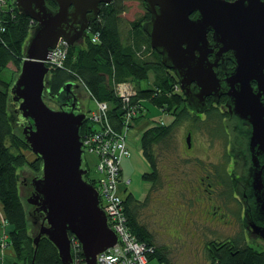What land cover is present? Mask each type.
I'll return each instance as SVG.
<instances>
[{
    "label": "water",
    "instance_id": "95a60500",
    "mask_svg": "<svg viewBox=\"0 0 264 264\" xmlns=\"http://www.w3.org/2000/svg\"><path fill=\"white\" fill-rule=\"evenodd\" d=\"M16 0L20 12L31 17L34 29L24 45L20 73L10 88L12 104L26 120L23 135L42 159L43 171L31 180L28 202L43 216L35 243L46 236L63 264H73L71 234L82 243L85 261L98 264L97 254L118 242L100 206L96 186L86 178L81 128L86 113L77 99L54 109L45 102L52 49L63 38L83 43L101 2L110 0ZM151 13L143 28L163 64L177 75L188 105L205 109L211 94H230L231 114L250 126L252 180L246 198L254 220H264V0H144ZM212 32V37L209 34ZM230 57L235 66L224 68ZM223 68L219 72L218 66ZM255 83L256 85H253ZM68 81L58 94L78 88ZM73 93L76 95L75 90ZM15 119L12 118V121ZM191 133L187 141L191 144ZM252 202V203H251ZM254 228L264 234L260 224Z\"/></svg>",
    "mask_w": 264,
    "mask_h": 264
},
{
    "label": "trees",
    "instance_id": "16d2710c",
    "mask_svg": "<svg viewBox=\"0 0 264 264\" xmlns=\"http://www.w3.org/2000/svg\"><path fill=\"white\" fill-rule=\"evenodd\" d=\"M48 2L54 6L50 0ZM112 2V6L103 8L97 20L90 24L88 38L84 43L66 46L67 62L54 69L50 78L49 91L52 94H58L68 81H74L79 85L84 84L97 100L112 103L109 121L114 127L120 128L123 125L121 118L127 101L115 95L113 86L122 82H131L136 88V93L130 97L128 105L137 106L141 113L144 110L141 107L143 101L151 96L154 105L164 108L173 115L174 119L170 123L157 122L155 126L146 128L141 138L142 151L146 160L152 165V170L144 175L145 179L152 183L148 196L142 200L132 192H128L125 193L123 204L129 218V227L135 236L155 247L154 251L148 255L150 264L154 258L165 264H175L170 257L168 247L158 246L152 229L142 222L140 210L148 206V198L158 186L161 173L156 160L157 146L167 139L174 128L188 116L194 117L197 122L205 119L195 116L188 109L187 98L183 91H173L172 85L179 82L178 77L173 70L163 64L162 54L151 46L150 37L143 28L144 22L150 19L151 13L147 11L143 18L130 23L127 32L129 37L125 43L121 35L122 24L118 13L123 3L122 0H112ZM12 4L13 9L0 7V68L10 63L21 67L24 45L35 24L31 17L20 12L15 3ZM92 35L98 36V40L93 41ZM150 72L155 76L153 86L142 87L139 83ZM12 85L9 86L0 79V201L5 220L11 225L12 234L9 242L12 243L17 255L13 264H63L57 247L46 236L40 240L38 253L34 259L35 243L31 235L28 215H33L40 224L43 216L38 215L34 207L30 211L26 210L20 195L18 171L29 162L24 150L30 146L23 133H18L12 121L15 116L10 113V104H8ZM210 114L217 117L222 115L218 109L212 110ZM90 127L89 119L86 118L80 133L83 135ZM34 165L38 167V172L42 170L40 156L34 160ZM88 176L86 173L85 178L94 185ZM233 241L231 239L210 241L207 250L211 259L209 264H264V255H262L264 252L256 251L255 254L254 248L252 251L251 245L247 243V240L245 241V238L241 241L240 239ZM78 251L84 260L82 250ZM258 254L259 259L256 258Z\"/></svg>",
    "mask_w": 264,
    "mask_h": 264
},
{
    "label": "rangeland",
    "instance_id": "374dc122",
    "mask_svg": "<svg viewBox=\"0 0 264 264\" xmlns=\"http://www.w3.org/2000/svg\"><path fill=\"white\" fill-rule=\"evenodd\" d=\"M12 1L9 0L6 6L10 7ZM122 3L118 13L122 24L121 35L123 42L126 43L129 37L127 32L130 23L143 18L147 14V6L144 0H122ZM88 30L90 31V27ZM57 48L58 56L61 57V45ZM61 59L66 64L67 59L62 57ZM46 64L49 67L51 78L54 69L58 66L48 62ZM19 73L20 67L15 63H10L0 68V79L10 86ZM144 77L139 84L142 87H152L155 80L154 73L150 72ZM76 84L79 85V83ZM175 85L176 83L172 85L173 90ZM110 86L112 88V84ZM123 86L120 87L121 90L128 87ZM111 88L109 87V89ZM120 88L119 85L113 86L115 95L120 93ZM74 90L77 96L80 95L76 106L80 105V109L86 113L87 117L96 120L101 125L102 122L98 121V117L104 111L109 116L112 103L108 101L105 109V105L100 103V100H97L92 91L84 84H80ZM167 91L171 90L167 89ZM60 95L52 97L48 92L45 102L54 109H59L61 108ZM151 98V96L146 97L141 105L144 110L139 113V117H134L129 127L125 129V131L127 130L125 141L130 154L123 161L125 162L123 173L120 175L118 183L120 186L119 195L132 192L142 200L148 196V191L152 186L151 181L144 177L145 173L152 170V165L146 160L142 151L143 132L146 128L155 126L157 122L170 123L174 119L173 115L165 111L164 108L154 105ZM8 104H10V113L15 116L13 122L18 133L21 134L23 126L18 123L19 114L15 111L16 106L12 104L11 97ZM206 116L205 120L198 122L194 117L188 116L185 121L174 128L167 139L157 146L156 160L161 173L158 186L148 198V206H144L140 210L142 222L152 229L158 246L168 247L170 257L173 258L175 264H209L211 259L207 250L210 241L216 239L219 241L240 239L241 241L246 236L240 221L243 203L241 200L233 198V186L227 175V169H225L227 160L224 156L228 137L223 128L221 116L217 117L209 113ZM189 133H191L190 146L186 139ZM24 152L29 162L19 168V189L24 206L26 210L30 211L34 207L28 202V197L33 190L31 180L34 176L40 175L43 168L38 172V167L34 165L37 156L31 148H26ZM83 154V165L88 169V178L94 182L93 186L98 187L100 185L98 183V178H100L98 163L104 158L96 151H83ZM207 174L211 177L208 178ZM204 181L212 182L214 189L212 191L210 188L204 189ZM213 204L221 205L222 210L217 207L215 212ZM224 210L230 214L229 218L227 215L222 216L225 213L221 211ZM4 214L0 201V234L8 237L7 240H5L6 237L3 239L8 244H4L3 240L0 241V263L13 264L17 255L12 243L9 242L12 230L11 225L4 222ZM28 221L31 235L34 237L38 233L40 223L35 220L33 215H28ZM251 232L247 243L251 245L252 251L254 248L255 254L256 251L264 252V240L259 235L256 236L255 231ZM256 258H260L259 254ZM151 264L165 263L154 258L151 260Z\"/></svg>",
    "mask_w": 264,
    "mask_h": 264
},
{
    "label": "built area",
    "instance_id": "2783aa9c",
    "mask_svg": "<svg viewBox=\"0 0 264 264\" xmlns=\"http://www.w3.org/2000/svg\"><path fill=\"white\" fill-rule=\"evenodd\" d=\"M8 1L9 0H0V7L13 9V4L10 7L6 6ZM12 3L16 5V0H13ZM92 36L93 41L98 40V36ZM60 45L61 57L64 59L66 58V46L69 45V42L61 38L55 49H52L50 52L48 60H46L48 63L56 64V67L64 65L63 59H61L57 53V47H60ZM175 83L176 85L173 91L182 92L183 89L180 82ZM124 84L128 87L123 86ZM122 86L126 87V89L121 90L120 87ZM119 88L120 93H118V96L124 101H127L126 108L123 109L121 118V120H123V125L120 128L114 127L111 121H109V116L106 111L98 117V121L102 122L101 125H99L96 120L86 115L91 127L86 130L84 132L85 134L81 137L84 151H96L104 158L98 163V171L100 173L98 183H100V185L98 184L99 186L96 187L100 198V206L108 217L109 226L114 229L118 238V242L115 245L97 254V260L98 264H150L148 255L154 251L155 247L135 236L131 227H129V218L126 215L125 206L123 204L126 195H119L118 192L120 187L118 186L119 178L123 173V161L127 155L130 154L125 141L127 131H125V129L129 127L134 117L139 115V109L136 108L137 106L132 107L128 105L131 99L130 97L136 93V88H134L133 83L122 82L119 84ZM100 103H103L106 109L107 101L101 100ZM4 222L9 225L5 218ZM4 237H6L5 240L8 239L4 234H0V241L3 240ZM5 240H3V243L8 244L4 242ZM70 240L73 264H88L85 258L83 260L79 255L78 250H82L81 241L74 235L70 236Z\"/></svg>",
    "mask_w": 264,
    "mask_h": 264
},
{
    "label": "flooded vegetation",
    "instance_id": "af4514ba",
    "mask_svg": "<svg viewBox=\"0 0 264 264\" xmlns=\"http://www.w3.org/2000/svg\"><path fill=\"white\" fill-rule=\"evenodd\" d=\"M112 0L107 1V3L101 2V10L103 8L108 7L110 5ZM99 13V16H100ZM98 16V17H99ZM97 17V18H98ZM97 20V19H96ZM95 20H91V23ZM91 26V25H90ZM89 29V28H88ZM87 29V35L89 33V30ZM212 37V32L209 34V38ZM88 36L82 41L83 43L86 41ZM235 66V62L230 58L225 59V66L224 68H232ZM223 65L220 64L218 66L219 72L222 70ZM179 80V79H178ZM253 85H256L253 83ZM73 89H69L68 92H64L60 95V106H67L69 103L71 104L74 99H79L80 95L77 96L73 93ZM47 95V93H46ZM46 97V96H45ZM230 98V94L228 93H222L219 98H215L214 95H209L206 98V106L205 109L201 112H197L195 108H192L188 105V99H187V107L188 109L197 117H200L201 119H206V114H210V112L214 109H218V111L221 112L222 115L221 119L223 122V128L226 131V135L228 137L227 145H226V151L224 158L227 160V166H225V169H227V175L229 179L231 180L232 186H233V198H237L242 201L243 207L242 212L240 214V221L242 222V225L244 227V230L246 232L245 241L251 237V231L256 232V236L259 235L264 240V234H261L258 229H261L259 227L254 228L253 224H260L261 227L264 228V220L258 221L254 220L252 211L249 210L250 208V200L246 198L247 193L250 191L249 184L251 182L252 178V157H251V151L249 146L250 141V126L244 123L242 120H239L235 114H231V110L228 104ZM212 115V114H210ZM209 116V115H208ZM219 117V116H218ZM18 123L21 124L23 127L25 125L26 120H22L20 115H18ZM261 157H264L262 155ZM207 177L210 178L211 176L207 174ZM206 177V178H207ZM264 177V174H263ZM200 178V177H199ZM202 179V178H201ZM203 184L204 189L210 188V191L214 189V185H212V182L204 181ZM252 203V202H251ZM214 207V211L216 212L217 209L222 210L221 205H212ZM218 207V208H217ZM225 213L222 216L227 215L229 218L230 214L228 212L221 211ZM226 218V217H225ZM38 221V220H37ZM227 222V221H226ZM72 235V234H71ZM213 241V240H212ZM216 242H219V240H214Z\"/></svg>",
    "mask_w": 264,
    "mask_h": 264
},
{
    "label": "crops",
    "instance_id": "0c3cea01",
    "mask_svg": "<svg viewBox=\"0 0 264 264\" xmlns=\"http://www.w3.org/2000/svg\"><path fill=\"white\" fill-rule=\"evenodd\" d=\"M125 164V162H123ZM1 230V229H0Z\"/></svg>",
    "mask_w": 264,
    "mask_h": 264
}]
</instances>
